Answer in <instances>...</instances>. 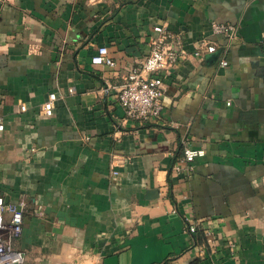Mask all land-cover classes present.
<instances>
[{
	"label": "crops",
	"instance_id": "0c3cea01",
	"mask_svg": "<svg viewBox=\"0 0 264 264\" xmlns=\"http://www.w3.org/2000/svg\"><path fill=\"white\" fill-rule=\"evenodd\" d=\"M160 24L217 50L175 68L159 119L132 121L116 95ZM100 48L114 67L92 64ZM0 118L25 264H264V0H0ZM186 148L206 153L190 173Z\"/></svg>",
	"mask_w": 264,
	"mask_h": 264
},
{
	"label": "built area",
	"instance_id": "2783aa9c",
	"mask_svg": "<svg viewBox=\"0 0 264 264\" xmlns=\"http://www.w3.org/2000/svg\"><path fill=\"white\" fill-rule=\"evenodd\" d=\"M211 35L224 37L227 40V48L239 40L238 29L230 24L213 22ZM216 50L213 42L201 39L197 47L190 51L179 33L171 31L165 24L155 26L150 37L148 55L129 71L116 95L126 118L137 122L159 119L164 109L165 80L171 78L175 68L189 57L199 59L204 54L215 53ZM91 62L93 65L115 66V62L108 57L106 48H100ZM220 66H227V62L221 60ZM55 101L56 94L50 93L40 107V119L48 120L53 116ZM21 111H25V107H21ZM3 130L4 123L0 118V133ZM187 143V139L182 140V144ZM205 154L204 149L186 148L181 165H176L175 169L190 173L196 160L204 158ZM115 167L113 164L112 176L118 175ZM26 209L24 199L17 203H7L4 197L0 196V264H25V253L16 247V243L23 234ZM187 230L194 234L196 227L189 226ZM229 248H233V245L230 244Z\"/></svg>",
	"mask_w": 264,
	"mask_h": 264
},
{
	"label": "trees",
	"instance_id": "16d2710c",
	"mask_svg": "<svg viewBox=\"0 0 264 264\" xmlns=\"http://www.w3.org/2000/svg\"><path fill=\"white\" fill-rule=\"evenodd\" d=\"M190 264H200V260H199V259H195V260L192 261Z\"/></svg>",
	"mask_w": 264,
	"mask_h": 264
}]
</instances>
